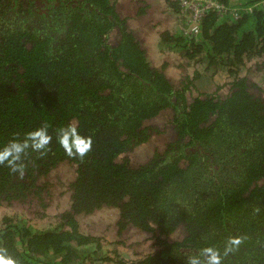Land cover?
<instances>
[{"label": "trees", "instance_id": "trees-1", "mask_svg": "<svg viewBox=\"0 0 264 264\" xmlns=\"http://www.w3.org/2000/svg\"><path fill=\"white\" fill-rule=\"evenodd\" d=\"M131 2L0 0V148L45 124L53 136L44 155L26 151L22 179L0 165V249L17 264H207L209 247L221 264H264V7L158 31L170 62L150 55ZM69 123L91 137L83 158L56 141ZM54 188L68 193L57 208ZM102 211L117 243L131 231L148 251L111 254L84 221Z\"/></svg>", "mask_w": 264, "mask_h": 264}, {"label": "rangeland", "instance_id": "rangeland-1", "mask_svg": "<svg viewBox=\"0 0 264 264\" xmlns=\"http://www.w3.org/2000/svg\"><path fill=\"white\" fill-rule=\"evenodd\" d=\"M167 0H132V2L130 3V5L128 6V9L131 10V14L132 12H137L135 9V4L140 8L144 7L145 11L143 12V15H145V19L139 20L138 19V29L139 32L141 33V36L144 37L145 39V43L147 45V47L149 48V50L151 51V56L153 58L156 59H164L167 61H172L173 60V55L172 54H163V52H161V50L159 49L158 46V36H157V32L161 31L162 29H174L173 27H175V24L181 23V22H186V18L185 21L183 18H176V16H172L171 18L169 17V15L166 13L165 9H167ZM125 9L127 10V7L125 6ZM160 12V13H159ZM157 13L160 14L161 18L163 20H159L157 19ZM138 15L135 17L137 18ZM136 24V23H135ZM165 55V56H163ZM155 59V60H156ZM248 70V69H247ZM242 70L241 74H247V75H252L254 76V78L259 82L260 81V76H261V71L260 70H256V69H252V70ZM175 74V73H174ZM173 74V75H174ZM202 82V80L200 81ZM218 82H220L218 80ZM261 86L263 87V85L261 84ZM164 117V116H162ZM159 123L164 124L162 120H158ZM161 124H159L160 126H162ZM159 138V137H158ZM162 138H164V136H162ZM165 139V138H164ZM159 140H161L159 138ZM150 150V145H144L141 146L137 149L134 150V152H132V156L138 159H143L145 157H147V153ZM149 155V154H148ZM64 169L63 168H59L57 169L55 172L50 174V178L52 180V182L56 185V183L61 180L62 178H67L65 176V174L63 173ZM56 199H52L51 203H52V208H57L58 205L62 206L64 205V201L66 200L68 193L62 192L61 194L59 193L60 191H62L61 189H56ZM64 191V190H63ZM112 216H113V212H112ZM112 216H110V213L107 212H100L99 214L90 216L89 218H85L84 221H91V225L89 226L91 230L98 232L101 235H104L106 241H105V246L108 247V251L111 254H114L113 252H116L117 254L120 252L122 255H126L125 250H129L130 256H135L136 254L141 255L144 254L148 251V244L147 241L148 239L143 236L141 237H135L136 235H132L131 231H129L127 234V237L129 236V239L127 240V243H117V239H116V233L115 231L111 228V231L105 232L106 227L103 226V221H106L105 218H107V223H109V218H111ZM93 218V219H92ZM99 220L101 222H99Z\"/></svg>", "mask_w": 264, "mask_h": 264}, {"label": "clouds", "instance_id": "clouds-1", "mask_svg": "<svg viewBox=\"0 0 264 264\" xmlns=\"http://www.w3.org/2000/svg\"><path fill=\"white\" fill-rule=\"evenodd\" d=\"M53 136L48 131V125H43L24 134L23 139L13 138L6 145L0 148V165L7 166L13 173L23 178L25 165L23 156L28 149L44 155L50 150ZM56 141L68 157L83 158L92 147L91 137L82 136L75 123H69L66 126L56 130ZM242 242L241 238H229L224 250L227 255L233 251ZM207 257V264H221L219 252L213 248L202 250ZM0 264H17V261L6 255L4 250L0 249ZM188 264H200L195 258H189Z\"/></svg>", "mask_w": 264, "mask_h": 264}, {"label": "built area", "instance_id": "built-area-1", "mask_svg": "<svg viewBox=\"0 0 264 264\" xmlns=\"http://www.w3.org/2000/svg\"><path fill=\"white\" fill-rule=\"evenodd\" d=\"M230 3H234L236 5H226L222 3L220 0H180L181 5H183L186 22H194L188 31H194L195 33L198 31L197 21L202 19L205 12L210 9H216L219 11L221 15L229 13L231 11L234 18L239 16V11L241 9L252 10L254 6L264 7V0H257L255 3L251 5H247L246 7L240 6L241 4H237L236 0H229Z\"/></svg>", "mask_w": 264, "mask_h": 264}]
</instances>
